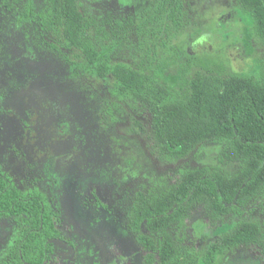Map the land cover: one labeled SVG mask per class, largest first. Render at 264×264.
I'll return each instance as SVG.
<instances>
[{"label": "rangeland", "instance_id": "obj_1", "mask_svg": "<svg viewBox=\"0 0 264 264\" xmlns=\"http://www.w3.org/2000/svg\"><path fill=\"white\" fill-rule=\"evenodd\" d=\"M183 1L184 12L177 24L170 23L167 45L151 46L147 58L159 80L185 92L181 69L193 56L192 74L259 72L264 42L249 11L237 0ZM29 3L41 13L48 0H23L20 10ZM78 5L98 26H107V18L127 15L147 26L156 23L152 17L158 0H79ZM0 31V105L10 109L0 116V162L21 189L39 188L60 212L63 237L55 247V263L146 264L130 228L135 226L129 224L140 192L168 185L185 166L207 163L215 148H198L177 161L166 159L154 145L150 114L116 97L113 79L92 73L81 50L67 45L56 29L46 32L36 19L17 26L12 13H2ZM144 36V44L152 43L153 37ZM102 44L115 59L140 62L139 49L119 50L105 39ZM215 161L236 169L228 158ZM201 217L205 223L191 234L198 249L208 248L234 223L218 227L201 212L189 222ZM240 218L264 229V195ZM22 229L16 219L0 217V264ZM221 264H264V258L251 247L239 246Z\"/></svg>", "mask_w": 264, "mask_h": 264}, {"label": "trees", "instance_id": "obj_2", "mask_svg": "<svg viewBox=\"0 0 264 264\" xmlns=\"http://www.w3.org/2000/svg\"><path fill=\"white\" fill-rule=\"evenodd\" d=\"M237 1L251 13L264 42V0ZM22 2L0 0V8L17 15ZM78 4L79 0H48L46 9L37 13L29 3L16 20L36 19L47 31L56 29L67 45L81 50L92 73L112 78L116 97L141 106L152 117L154 145L166 159L177 161L213 146L216 152H209L208 162L228 158L236 166L226 169L215 160L185 166L168 185L140 192L129 224L135 226L130 228L145 263L221 264L239 246L251 247L264 258L263 226L240 218L264 195V58L259 72L251 76H220L200 70L192 74L195 57H190L181 69L186 86L181 93L159 80L146 63L152 47L167 45L170 23L177 24L184 12L183 0H158L152 17L156 23L147 26L128 15L107 18V26H98L95 18L80 13ZM144 35L153 37L152 43L144 44ZM104 39L119 50L139 49L140 62L115 59L102 46ZM198 212L217 226L234 220L233 226L208 248L198 249L191 234H197L205 220L189 222ZM0 214L16 218L23 228L8 264H50L63 234L59 214L46 196L24 195L0 175Z\"/></svg>", "mask_w": 264, "mask_h": 264}, {"label": "flooded vegetation", "instance_id": "obj_3", "mask_svg": "<svg viewBox=\"0 0 264 264\" xmlns=\"http://www.w3.org/2000/svg\"><path fill=\"white\" fill-rule=\"evenodd\" d=\"M2 13H4L5 15L7 14V13H12V15H13V17H14V19H15V22H16V24H17V26H22V25H24V24H26L28 21H23V22H18V20H16L17 18H18V16H21L23 13H24V10L22 11V10H20L19 11V14H14L12 11H10V10H8L7 8H0V14H2ZM30 21H32V20H30ZM43 26V25H42ZM44 28V27H43ZM45 29V28H44ZM45 31L46 32H48L47 31V29H45ZM12 34H14V32L12 31ZM1 37H3L2 36V32L0 31V41H2L1 40ZM1 43H0V49H1ZM8 112H10V109L9 108H7V107H3L2 105H0V116L1 115H6V114H8ZM3 169H4V167H3V163H1L0 162V175L1 176H3L5 179L7 178L8 180H9V183L10 184H12L14 187H16L22 194H24V195H32V194H35V193H41V194H44L43 193V191H41L39 188H34V190H32V191H30V192H28V191H25V190H23V189H21L8 175H6L4 172H3ZM35 187V186H34ZM45 195V194H44ZM98 204H100L99 203V201H98ZM51 205V204H50ZM52 206V205H51ZM53 208V207H52ZM55 212H57L58 214H59V218H60V223H61V215H60V212L59 211H57V210H55V209H53ZM0 217H3V218H13V219H16V218H14V217H12V216H8V215H2V214H0ZM17 220V219H16ZM60 223H59V227H60ZM61 229V228H60ZM21 238V237H20ZM19 241V240H18ZM18 243V242H17ZM16 243V244H17ZM58 243H62V241H61V239H58V240H56V245H55V247L58 245ZM15 244V245H16ZM54 247V252H53V254H52V259H51V262H50V264H56L55 263V261H54V257H55V255H56V248ZM13 249H14V246H11L10 247V250H8V251H6V260L7 261H5V263H3V264H8V263H10V261H11V256H10V254H11V252H13ZM15 251H16V249H15Z\"/></svg>", "mask_w": 264, "mask_h": 264}]
</instances>
